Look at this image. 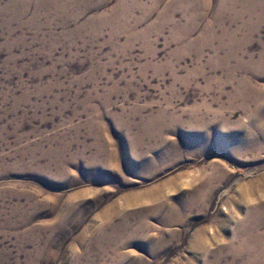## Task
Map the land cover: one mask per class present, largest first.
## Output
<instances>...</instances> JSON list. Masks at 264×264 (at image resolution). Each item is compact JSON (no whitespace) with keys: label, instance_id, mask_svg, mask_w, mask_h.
Wrapping results in <instances>:
<instances>
[{"label":"rangeland","instance_id":"374dc122","mask_svg":"<svg viewBox=\"0 0 264 264\" xmlns=\"http://www.w3.org/2000/svg\"><path fill=\"white\" fill-rule=\"evenodd\" d=\"M0 264H264V0H0Z\"/></svg>","mask_w":264,"mask_h":264}]
</instances>
